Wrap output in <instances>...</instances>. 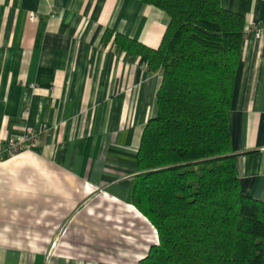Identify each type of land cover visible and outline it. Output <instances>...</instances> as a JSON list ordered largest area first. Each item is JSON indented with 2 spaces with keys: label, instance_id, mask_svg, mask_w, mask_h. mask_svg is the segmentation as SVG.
<instances>
[{
  "label": "crops",
  "instance_id": "0c3cea01",
  "mask_svg": "<svg viewBox=\"0 0 264 264\" xmlns=\"http://www.w3.org/2000/svg\"><path fill=\"white\" fill-rule=\"evenodd\" d=\"M221 3L264 24V0ZM169 22L139 0H0V137L44 131L0 160V264H142L158 243L133 190L163 76L104 37L158 49ZM229 116L243 192L263 199L264 39L243 42Z\"/></svg>",
  "mask_w": 264,
  "mask_h": 264
},
{
  "label": "trees",
  "instance_id": "16d2710c",
  "mask_svg": "<svg viewBox=\"0 0 264 264\" xmlns=\"http://www.w3.org/2000/svg\"><path fill=\"white\" fill-rule=\"evenodd\" d=\"M139 1L170 19L160 47L104 41L163 76L133 190L159 238L142 264H264V198L243 192L230 130L245 19L221 0Z\"/></svg>",
  "mask_w": 264,
  "mask_h": 264
},
{
  "label": "built area",
  "instance_id": "2783aa9c",
  "mask_svg": "<svg viewBox=\"0 0 264 264\" xmlns=\"http://www.w3.org/2000/svg\"><path fill=\"white\" fill-rule=\"evenodd\" d=\"M37 19L38 15H34ZM253 38L254 40L264 39V24L257 23L251 30L245 33V39ZM44 131L30 130L16 137H0V160L11 159L20 153L36 147L40 142Z\"/></svg>",
  "mask_w": 264,
  "mask_h": 264
},
{
  "label": "rangeland",
  "instance_id": "374dc122",
  "mask_svg": "<svg viewBox=\"0 0 264 264\" xmlns=\"http://www.w3.org/2000/svg\"><path fill=\"white\" fill-rule=\"evenodd\" d=\"M87 231H88L89 233H85L86 231L84 232V234H86V236H88V235H92V234H90L91 231H92V228H91V227H89V228L87 229ZM157 234H158V233H157ZM158 243H159V238H158ZM158 243H156V244L152 243L151 245L154 246V245H157ZM150 250H151V248H150ZM149 252H150V251H149ZM148 255H149V253H148ZM148 255H147V256H148ZM147 256H146V257H147Z\"/></svg>",
  "mask_w": 264,
  "mask_h": 264
}]
</instances>
